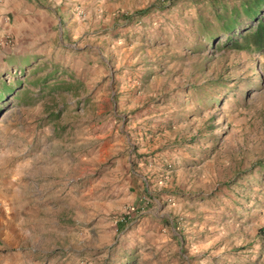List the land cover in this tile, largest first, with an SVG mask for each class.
Segmentation results:
<instances>
[{
  "label": "rangeland",
  "instance_id": "rangeland-1",
  "mask_svg": "<svg viewBox=\"0 0 264 264\" xmlns=\"http://www.w3.org/2000/svg\"><path fill=\"white\" fill-rule=\"evenodd\" d=\"M164 1L0 12L8 264H264V51Z\"/></svg>",
  "mask_w": 264,
  "mask_h": 264
},
{
  "label": "trees",
  "instance_id": "trees-1",
  "mask_svg": "<svg viewBox=\"0 0 264 264\" xmlns=\"http://www.w3.org/2000/svg\"><path fill=\"white\" fill-rule=\"evenodd\" d=\"M208 5L214 8V21L217 23V32L222 35L231 32V35H237L244 42L245 50L264 51V0H238L236 4L227 6L224 1L206 0ZM167 6L173 5L171 0H165ZM166 5L161 6L162 9ZM152 8H155L152 6ZM148 9L140 10L134 15H142ZM121 19H126L122 16ZM239 31H241L239 33ZM214 31L206 30L204 36L210 40ZM237 45L234 37L226 38L221 47H227L231 43ZM10 91V88L3 86L0 88V98L4 92Z\"/></svg>",
  "mask_w": 264,
  "mask_h": 264
},
{
  "label": "crops",
  "instance_id": "crops-1",
  "mask_svg": "<svg viewBox=\"0 0 264 264\" xmlns=\"http://www.w3.org/2000/svg\"><path fill=\"white\" fill-rule=\"evenodd\" d=\"M30 1V0H26ZM77 1V0H72ZM10 0H0V12L8 8ZM4 26V25H3ZM2 26V27H3ZM6 189L0 185V264H8V249L11 248V230L8 227L10 219L7 217L6 210L9 209V198Z\"/></svg>",
  "mask_w": 264,
  "mask_h": 264
},
{
  "label": "built area",
  "instance_id": "built-area-1",
  "mask_svg": "<svg viewBox=\"0 0 264 264\" xmlns=\"http://www.w3.org/2000/svg\"><path fill=\"white\" fill-rule=\"evenodd\" d=\"M75 11H76V16H77V17L83 15L82 10H80L79 7H76V8H75ZM0 42H2L1 39H0Z\"/></svg>",
  "mask_w": 264,
  "mask_h": 264
}]
</instances>
